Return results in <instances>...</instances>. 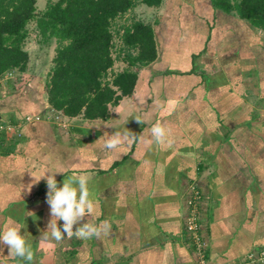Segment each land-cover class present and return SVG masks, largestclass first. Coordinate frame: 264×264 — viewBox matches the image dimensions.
Here are the masks:
<instances>
[{
	"label": "crops",
	"instance_id": "crops-1",
	"mask_svg": "<svg viewBox=\"0 0 264 264\" xmlns=\"http://www.w3.org/2000/svg\"><path fill=\"white\" fill-rule=\"evenodd\" d=\"M240 42L245 41H233L228 56L219 52L217 42L211 46L209 38L199 50L191 48L194 45L189 51L184 44L171 46L172 55L183 50L190 54V63L175 69L164 60V68L150 74L155 88L149 81L146 85L155 97L146 100L153 104L139 108L144 124L135 118H114V111L139 93L141 74L135 93L112 108L108 121L50 111L44 96L22 89L12 92L11 79L16 77L8 79L5 93L0 91V123L13 126L7 134L18 143L12 153L0 155V229L10 224L21 227L34 252L33 264H241L256 246L257 233L264 231V131L256 130L264 121V86L250 90L245 102H233L237 98L228 87L229 79L241 74H222L225 65L218 61H213L217 70L208 72L206 62L222 55L234 66L244 46ZM211 50L221 55L211 56ZM201 56L207 57L205 66L195 62ZM254 75L262 85L264 74ZM251 96L260 102H252ZM131 103L129 110H137ZM28 115L41 118L26 122ZM157 121L168 133L159 146L150 143L151 125ZM125 128L143 138L131 146L106 149L104 134ZM260 159L263 163L256 165ZM48 170L69 175L77 170L90 178L95 207L82 222L108 220L109 234L89 240L66 235L59 242L44 239L51 220L48 188L46 179L35 183L32 175ZM64 176L56 175L60 186ZM41 188L45 193L37 196ZM196 191L204 243L200 252L186 228ZM58 223L62 227L63 221ZM8 254L9 248L0 244V262L24 264Z\"/></svg>",
	"mask_w": 264,
	"mask_h": 264
},
{
	"label": "trees",
	"instance_id": "trees-1",
	"mask_svg": "<svg viewBox=\"0 0 264 264\" xmlns=\"http://www.w3.org/2000/svg\"><path fill=\"white\" fill-rule=\"evenodd\" d=\"M164 1L48 0L38 11L37 0H0V78L25 77L30 68L25 45L35 33L40 44L55 45L43 86L48 109L68 118L108 121L112 108L135 93L141 70L159 58L154 24L141 18L117 21L139 4L158 8ZM209 1L264 33V0ZM118 62L125 66L116 70ZM7 133L0 131V155L12 153L18 143ZM43 193V188L35 192Z\"/></svg>",
	"mask_w": 264,
	"mask_h": 264
},
{
	"label": "rangeland",
	"instance_id": "rangeland-1",
	"mask_svg": "<svg viewBox=\"0 0 264 264\" xmlns=\"http://www.w3.org/2000/svg\"><path fill=\"white\" fill-rule=\"evenodd\" d=\"M47 2L48 0H37V10H43ZM133 18H141L146 22L154 24L160 57L154 64L147 67L146 69L141 70L140 74L143 78L140 79L142 80V83L138 84L139 93H135V99L132 98L130 101L128 100L129 102L127 106L122 105L120 106V108H117L114 111L115 119H119L122 117H125V119L135 118V115H138L139 108L142 105L143 108H145L147 107V105H151L154 103H152L151 101H146L147 99L152 100V98L155 97V93H152V88L151 92H149L148 89L150 87H148L146 83L147 81H149L150 85L155 88V79L152 78V75L150 76V74H155L156 68H164V64L161 65L164 60H167L168 65L170 64L171 67H175V69H184L186 66V62L188 61L190 63V54H186L187 52L185 53L184 50L182 51V53L179 52L177 56L172 55L173 49L171 48V46L175 45L180 47L181 44H184L183 47H185V50L188 51L190 49L189 45H194L191 48H193L194 50H199L202 47L201 45L204 40H207V38H209L211 46L213 45L216 47L215 43L217 42L216 44H219V46L221 47L219 49V52H221V54H223L222 52H224L227 55L231 52L233 41H245L243 43L240 42L241 45L244 44V46H241L239 60L238 58L236 59L234 66L233 64H231V58H229L230 62H224V56H222L218 51L216 52V49L211 50V56H213V52H215L218 56H221L219 57V59H211V63L208 62V60L206 61L208 64L207 71H216L217 65L215 64L216 62L213 61H218V64H223V66L225 65L223 67L224 73L222 74H241L239 75V78H235L236 80L229 79L228 85V87L231 86L233 88L231 90L233 93H231V91L230 93L234 94L237 98L233 102L238 101L240 104L241 102H245V100L247 99L246 96L248 92H250V90H253L254 88L255 91L257 90V88L264 86V82L262 85H260L258 83L260 82V80L256 79L254 75L264 74V33L257 29H253L247 22L243 20H240L234 16L226 15L219 10H215L209 0H165L163 5L158 8L147 7L146 5L139 4L136 6V8L130 10L122 19L118 20L117 24H129ZM33 27V24H31L30 28ZM231 29L232 31H230ZM177 41L180 42L177 43ZM25 47L30 53V68L28 70V73H26L25 77H23L21 80H17V78L11 79V86L14 87L10 88L9 90H11L12 92H19L20 89H22L23 92H26V90H30L32 92L34 91L36 96L38 95L39 98H43L44 80L51 65V59L54 55L55 45L47 46L40 44L36 38L35 33H32L27 39ZM245 51H248L247 55L245 54ZM243 53L246 55V57ZM206 59L207 57L203 59V57L201 56L198 60L196 59L195 62L200 64L202 63L205 66L206 64L204 61ZM124 66L125 65L123 63L118 62L115 69L119 70ZM154 76L155 75H153V77ZM16 86L18 88H16ZM161 86L162 84L158 88L156 87V89L160 90ZM6 87H8L6 81L0 83V91H2L3 93H5L4 91ZM172 91L174 90L170 89V92ZM2 92H0V94H2ZM252 97L253 96L249 97V100H251L252 102H260L258 98ZM181 101H183V99H181ZM131 102H133L134 107L136 104L137 110L135 108V111L129 110V104ZM241 112L243 113V111ZM248 113L249 112H245L244 114ZM145 115H148L147 117L150 116L153 118L152 114L149 115L145 113ZM53 116L51 117L54 118ZM260 125L258 126V128H256L257 132L259 133L264 131V121H260ZM262 163L263 159H260L256 165L259 164L261 166ZM255 211L258 214V208H255ZM262 215L263 214L261 213V216ZM259 226L263 227V224L261 223L259 224ZM257 236H259L260 238L256 240V246L254 247V249H250L247 255H245L243 259H241L238 263L264 264V260H259L258 258L259 251L264 247V231H259L257 233ZM248 256H252V258L254 259L250 262L248 260Z\"/></svg>",
	"mask_w": 264,
	"mask_h": 264
},
{
	"label": "clouds",
	"instance_id": "clouds-1",
	"mask_svg": "<svg viewBox=\"0 0 264 264\" xmlns=\"http://www.w3.org/2000/svg\"><path fill=\"white\" fill-rule=\"evenodd\" d=\"M135 119L141 124L145 123L140 115H135ZM104 136L106 137L104 147L109 151L117 150L123 144L131 146L143 138L141 134L137 135L128 128L116 129L111 135L105 133ZM167 138L168 133L159 121L151 125L150 143L159 146L165 143ZM57 173L65 174L62 186L56 179ZM32 176L35 183L46 179L48 188L46 202L50 208L51 220L44 232V239L59 242L65 238V235L69 239L72 237L82 240L100 239L111 232L112 224L108 220L99 224L82 222L86 216L93 214L95 207L93 199L90 198V178L83 172L77 174V170H73L69 175L63 170H48L42 175ZM31 187L32 185H29V191ZM59 221H63L62 227ZM76 225L78 226L74 227ZM0 244L9 248L8 257L22 260L24 264H33L35 257L32 246L21 234L19 225L10 224L0 229ZM0 264H6V262H0Z\"/></svg>",
	"mask_w": 264,
	"mask_h": 264
},
{
	"label": "built area",
	"instance_id": "built-area-1",
	"mask_svg": "<svg viewBox=\"0 0 264 264\" xmlns=\"http://www.w3.org/2000/svg\"><path fill=\"white\" fill-rule=\"evenodd\" d=\"M14 74H8L6 76H4L3 78H0V83H2L3 81H7L8 79L13 78ZM6 79V80H5ZM40 116H32V115H28L25 117V121L26 122H30L33 120H40ZM13 129L12 125H8V124H3L0 123V131L2 130H7L10 131ZM198 198H200V191H196L194 193V196L192 198V200L190 201V212L189 215L187 217V221H186V228H187V232L189 233V235L191 236V238L194 240V243L196 245V247L198 248L199 252L203 246V240L201 238L200 235V219H199V210L197 207V200ZM248 260L251 262L254 258H252V256H248ZM259 260H264V247L259 251Z\"/></svg>",
	"mask_w": 264,
	"mask_h": 264
},
{
	"label": "water",
	"instance_id": "water-1",
	"mask_svg": "<svg viewBox=\"0 0 264 264\" xmlns=\"http://www.w3.org/2000/svg\"><path fill=\"white\" fill-rule=\"evenodd\" d=\"M0 119H1V117H0Z\"/></svg>",
	"mask_w": 264,
	"mask_h": 264
}]
</instances>
